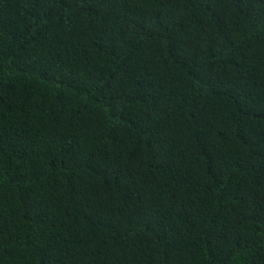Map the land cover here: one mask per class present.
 <instances>
[{"label":"trees","instance_id":"1","mask_svg":"<svg viewBox=\"0 0 264 264\" xmlns=\"http://www.w3.org/2000/svg\"><path fill=\"white\" fill-rule=\"evenodd\" d=\"M0 264H264V0H0Z\"/></svg>","mask_w":264,"mask_h":264},{"label":"clouds","instance_id":"2","mask_svg":"<svg viewBox=\"0 0 264 264\" xmlns=\"http://www.w3.org/2000/svg\"><path fill=\"white\" fill-rule=\"evenodd\" d=\"M14 206L26 214L28 218H38L35 224L49 223L43 217L50 209L48 200L41 194H32L17 201ZM25 234L20 233L13 238L10 237L12 245H18ZM44 242V241H43ZM42 246V245H41Z\"/></svg>","mask_w":264,"mask_h":264},{"label":"bare ground","instance_id":"3","mask_svg":"<svg viewBox=\"0 0 264 264\" xmlns=\"http://www.w3.org/2000/svg\"><path fill=\"white\" fill-rule=\"evenodd\" d=\"M139 86V85H138ZM75 123V122H74Z\"/></svg>","mask_w":264,"mask_h":264}]
</instances>
